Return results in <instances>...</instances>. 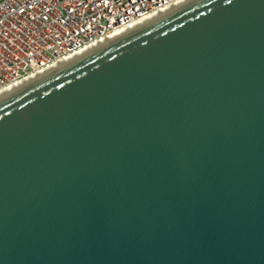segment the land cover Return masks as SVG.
<instances>
[{"label":"water","instance_id":"95a60500","mask_svg":"<svg viewBox=\"0 0 264 264\" xmlns=\"http://www.w3.org/2000/svg\"><path fill=\"white\" fill-rule=\"evenodd\" d=\"M0 264H264V0H189L1 96Z\"/></svg>","mask_w":264,"mask_h":264},{"label":"built area","instance_id":"2783aa9c","mask_svg":"<svg viewBox=\"0 0 264 264\" xmlns=\"http://www.w3.org/2000/svg\"><path fill=\"white\" fill-rule=\"evenodd\" d=\"M186 0H0V91Z\"/></svg>","mask_w":264,"mask_h":264},{"label":"bare ground","instance_id":"6f19581e","mask_svg":"<svg viewBox=\"0 0 264 264\" xmlns=\"http://www.w3.org/2000/svg\"><path fill=\"white\" fill-rule=\"evenodd\" d=\"M187 1H189V0H186V1H184V2H181L180 4H183V3L187 2ZM176 6H177V5H176ZM178 6H179V4H178ZM174 7H175V6H172V7L168 8L167 10H165V11H163V12H161V13H158V14H156V15L150 17V18L148 17V18L144 19L143 21L137 22V23H135L134 25H132V26H130V27H128V28H126V29H124V30H122V31L116 32V33H114L109 39H106V40H104L103 42L97 43L95 46H93V47H91V48H88V49L86 48V49H83V50L79 51V52L76 53V55H74L73 57H70V58L64 60V62H62V63H60V64H58V65H56V66H54V67H51V68H49V69H46V70H44V71H42V72L36 73V74H34V75L28 77L27 79H24L22 82L18 83L16 86H13V87H11V88H7V89H5V90H3V91H0V97L3 96L4 94L8 93L9 91H13V90H15L16 88H19L20 86H24L25 84L31 82L32 80H35V79H37V78H39V77H41V76H44V75H45L46 73H48L50 70H53V69L59 67L61 64L67 63V62H69V61L75 59L76 57L81 56V55H83V54L89 52V51H90L91 49H93L94 47H96V46H100V45H102L103 43L107 42V40H111V39H113V38H117V36H120V35H122V34H125V33H127L129 30H133L134 28L140 26V25L143 24L144 22H147V21H149V20H151V19H153V18H155V17H157V16H160V15H161L162 13H164V12H169V11L172 10Z\"/></svg>","mask_w":264,"mask_h":264}]
</instances>
